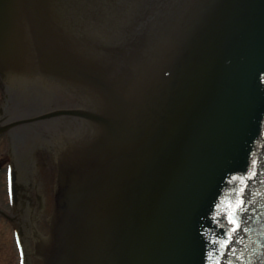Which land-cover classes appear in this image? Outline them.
Masks as SVG:
<instances>
[{"label": "water", "instance_id": "95a60500", "mask_svg": "<svg viewBox=\"0 0 264 264\" xmlns=\"http://www.w3.org/2000/svg\"><path fill=\"white\" fill-rule=\"evenodd\" d=\"M64 1L0 0V66L89 82L97 96L80 91L90 109L66 111L89 122L74 119L80 145L37 247L44 264H264V0H152L108 63L85 30L64 29ZM24 88L9 87L14 107L51 96ZM39 121L49 139L72 129ZM16 139L32 179L33 142Z\"/></svg>", "mask_w": 264, "mask_h": 264}, {"label": "rangeland", "instance_id": "374dc122", "mask_svg": "<svg viewBox=\"0 0 264 264\" xmlns=\"http://www.w3.org/2000/svg\"><path fill=\"white\" fill-rule=\"evenodd\" d=\"M3 114L2 95L0 91V115ZM3 139L0 138V161H5L6 152ZM4 165V164H3ZM6 172L0 171V208L9 211L6 195ZM16 245V244H15ZM14 245V233L10 223L0 215V264H19L17 251Z\"/></svg>", "mask_w": 264, "mask_h": 264}, {"label": "snow or ice", "instance_id": "6c2138e0", "mask_svg": "<svg viewBox=\"0 0 264 264\" xmlns=\"http://www.w3.org/2000/svg\"><path fill=\"white\" fill-rule=\"evenodd\" d=\"M242 203V202H241Z\"/></svg>", "mask_w": 264, "mask_h": 264}]
</instances>
